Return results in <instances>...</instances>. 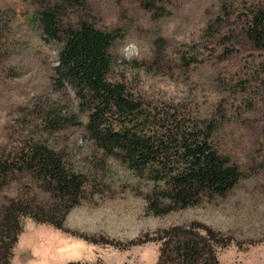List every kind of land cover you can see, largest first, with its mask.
Masks as SVG:
<instances>
[{"label": "rangeland", "instance_id": "374dc122", "mask_svg": "<svg viewBox=\"0 0 264 264\" xmlns=\"http://www.w3.org/2000/svg\"><path fill=\"white\" fill-rule=\"evenodd\" d=\"M44 1L0 0V17L10 26L0 41V156L12 161L29 145L47 144L85 176V195L69 212L66 230L25 218L11 264L28 235L39 247H54L40 229L85 242L86 262L157 264L156 232L191 223L220 232L218 264H264V53L246 34L264 0H84L63 18L65 25L85 19L114 34L108 78L126 85L143 115L124 123L109 114V126L150 135L165 131V123L204 128L212 122L213 146L242 171L225 196L207 195L159 216L147 213L145 198L164 184L107 155L86 128L90 104L70 86L55 88L61 44L42 37ZM50 113L78 124L52 128ZM18 196L50 197L28 171L0 187V208ZM63 239L56 248L69 253L74 246Z\"/></svg>", "mask_w": 264, "mask_h": 264}, {"label": "trees", "instance_id": "16d2710c", "mask_svg": "<svg viewBox=\"0 0 264 264\" xmlns=\"http://www.w3.org/2000/svg\"><path fill=\"white\" fill-rule=\"evenodd\" d=\"M83 3L84 0H46L39 19L43 39L61 44L54 86L57 90L70 86L82 103L90 104L86 128L92 139L107 155H118L129 169L138 173L148 171L150 179L164 184L145 198L150 215L197 205L207 195L225 196L239 182L242 171L213 146L216 127L212 122L204 128L165 123L168 125L165 131L150 135L130 126L114 128L107 124L105 116L109 114L122 118L124 123L140 118L142 104L124 83H114L108 78L114 34L85 19L74 25L63 23L68 11ZM8 27L9 22L0 17V41ZM246 34L264 53V7L252 12ZM261 64L264 70V62ZM48 123L52 128L78 124L74 117H53L51 113ZM25 171L50 197L43 200L18 196L0 208V264H11L25 218L66 230L69 212L84 200L85 176L68 168L64 156L47 144L29 145L12 161L0 156V187L15 172ZM152 239L161 242L157 264H218L216 247L220 245V232L207 225H173L157 231Z\"/></svg>", "mask_w": 264, "mask_h": 264}, {"label": "crops", "instance_id": "0c3cea01", "mask_svg": "<svg viewBox=\"0 0 264 264\" xmlns=\"http://www.w3.org/2000/svg\"><path fill=\"white\" fill-rule=\"evenodd\" d=\"M40 231L48 237L47 244L51 241H54V247H48V245L46 246V248L39 247L35 242L34 235H28L24 238V240H22V242L20 241L21 243L18 248L19 259L17 261H14L12 264H66L68 261L86 262L83 258L85 250L87 249V244L85 242H75V240L72 238L63 239L59 233H55L48 229H40ZM50 234L53 235V237H49ZM61 239L66 240L70 245L74 246V248L69 249V253L64 254L58 252L56 246L58 245V241ZM25 251H27L29 255L23 257L22 255ZM69 254H72V257H68Z\"/></svg>", "mask_w": 264, "mask_h": 264}]
</instances>
